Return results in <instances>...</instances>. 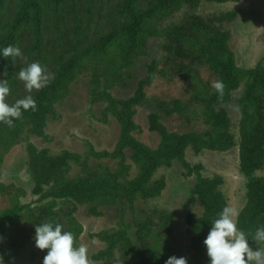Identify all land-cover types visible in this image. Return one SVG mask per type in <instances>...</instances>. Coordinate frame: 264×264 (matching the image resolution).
Masks as SVG:
<instances>
[{
	"label": "trees",
	"instance_id": "1",
	"mask_svg": "<svg viewBox=\"0 0 264 264\" xmlns=\"http://www.w3.org/2000/svg\"><path fill=\"white\" fill-rule=\"evenodd\" d=\"M241 1L0 0V264H250L264 255V57L239 67L226 28L237 13L212 6ZM49 64L53 74L26 94V71L33 78ZM86 102L95 119L86 128L107 135L112 151L57 152L52 142L76 137ZM50 117L74 131L47 133ZM15 147L26 189L1 179ZM233 149V195L244 204L228 241L233 177L213 164L227 165ZM176 164L185 190L167 196ZM183 196L193 203L181 212ZM25 223L30 235L9 241Z\"/></svg>",
	"mask_w": 264,
	"mask_h": 264
},
{
	"label": "rangeland",
	"instance_id": "2",
	"mask_svg": "<svg viewBox=\"0 0 264 264\" xmlns=\"http://www.w3.org/2000/svg\"><path fill=\"white\" fill-rule=\"evenodd\" d=\"M217 7V9L220 8V11H233L237 13V19L234 20L231 24H227L226 26L227 29H231L227 33L229 34V48L230 51L233 53L235 56L237 63L239 64V67L245 68V69H251L256 66V64L260 61L262 57H264V0H242L239 3H228L226 5H212ZM221 6L223 8H221ZM27 41H23L20 43V46L18 47L19 53H23V48L27 45ZM162 41L160 40H152L151 44V49H149V53L153 55V57H156L159 51V48L161 47ZM22 64L24 62L21 61ZM54 68L53 64H49L47 71L45 72H39V74L35 77L32 78V76L29 73V71L32 69H29L26 71V79L28 80L27 82L24 83V91L26 94L30 95L32 91H37L40 88V85H42V80L51 76L53 74L52 69ZM83 84V83H81ZM81 87L78 86L77 89H74V93L76 94L73 98V105H77L78 101V95L80 91H78ZM88 97V95H86ZM3 100L1 101L2 104H0V115L2 114V111H5L7 109L5 100H7L5 97L2 98ZM59 107V104L56 105L55 111ZM11 108V107H10ZM90 108L89 102L84 103V110H81V113L78 115V119L74 120L75 125H78L76 127V132L78 133L74 139H68L65 138L62 141H53L52 145L57 144V152H59L62 148H68V149H75V151H82L86 150L89 148L88 152L90 151V148L93 147L94 150L100 152L101 150H108L112 151L110 149V145L113 142L108 141V136L105 135L104 139L102 140L100 136L89 133L90 130L87 129L88 122H91L95 119H93V116L91 113L88 112ZM60 110V112H59ZM57 111V115L59 114L61 117L64 118V115L67 113L68 109L60 108ZM54 111V112H55ZM95 115V114H94ZM69 117H76L70 115ZM73 123V124H74ZM48 127L53 128V121L52 118L50 117L49 119V125ZM87 127V128H86ZM52 130L56 132L54 135L57 136L59 139L60 137H64V134L62 133L61 130H69L70 134L74 131L73 128H62V123L59 122L57 125L54 126L53 129H48L47 133H51ZM78 139V141H77ZM90 143L92 146H90ZM18 150L19 152H17ZM24 149L15 147L11 150L10 154L6 155L4 157V163H3V168H7L4 175L1 176V179H4L3 182L11 183L12 179L15 177H18L19 184L17 183V189H26L28 188V184H31V175L29 172H27V167L25 168L24 166L20 169H18V165H22V157H24ZM21 151V152H20ZM230 156V162L226 165V162H219L218 159H216V162L218 163L213 164L215 165L219 171L222 173H225V169H227L230 172V164L234 163L237 161V150L233 149L232 151L229 152ZM213 165L211 167H213ZM179 167L178 164L175 165L174 169L171 170L168 174V179L170 180V186L169 190L167 193V196H170L173 193H178L180 194L183 190H185V187H182V190L179 188L181 186L180 180H178L179 173H177ZM11 171V172H10ZM23 173V178L20 179L21 175ZM233 178H227V195L228 197L232 200L231 203L234 204L231 207L232 212H231V217L228 220V227L226 226L223 229V232L225 234L226 240H230L233 238L234 233H235V221H236V216L240 212L241 208L243 207V202L240 199V196L234 197L233 192L235 191L237 187V181L232 180ZM6 183V184H7ZM171 193V194H170ZM11 198V197H10ZM31 198V197H30ZM184 200L181 203V205H178L180 208V211H188L190 210L189 204H192L193 202L187 198V196H183ZM14 199V198H13ZM25 203L30 201L29 196H27L26 199L23 200ZM166 201V200H165ZM177 201V200H176ZM178 202V201H177ZM173 203H176L173 201ZM194 208H196L195 205H193ZM176 208V207H175ZM197 211V209H195ZM200 214V211H198ZM22 228L19 229L17 227L14 229L9 237L7 238L9 241H21L26 238V236L30 235L28 231V225L25 223L24 225L22 224ZM24 252L27 254L30 252V250H33L31 248V243L30 240L26 241L24 243ZM31 248V249H30ZM23 252V250H22ZM18 255H20L21 250L16 251ZM264 258V255L262 256ZM18 261L19 260L18 258ZM36 262L38 260H35ZM21 264H25V262H22ZM252 264V262H250Z\"/></svg>",
	"mask_w": 264,
	"mask_h": 264
},
{
	"label": "clouds",
	"instance_id": "3",
	"mask_svg": "<svg viewBox=\"0 0 264 264\" xmlns=\"http://www.w3.org/2000/svg\"><path fill=\"white\" fill-rule=\"evenodd\" d=\"M117 93H118V91H116ZM95 114V116H96V113H94ZM96 118H98V117H96ZM228 162H230V159H229V161ZM235 166V165H234ZM230 167V166H229ZM237 170H235V169H232V167L230 168V172L229 171H227V174H229V175H231L232 177H233V179H236L237 178V176H238V174H237V172H236ZM236 172V173H235ZM234 173V174H233ZM23 174V173H22ZM21 178V177H20ZM24 179V178H23ZM189 188V187H188ZM234 208V207H233ZM233 210V209H232Z\"/></svg>",
	"mask_w": 264,
	"mask_h": 264
},
{
	"label": "flooded vegetation",
	"instance_id": "4",
	"mask_svg": "<svg viewBox=\"0 0 264 264\" xmlns=\"http://www.w3.org/2000/svg\"><path fill=\"white\" fill-rule=\"evenodd\" d=\"M252 264H264V258L261 257L259 259H255L254 260V263H252Z\"/></svg>",
	"mask_w": 264,
	"mask_h": 264
},
{
	"label": "water",
	"instance_id": "5",
	"mask_svg": "<svg viewBox=\"0 0 264 264\" xmlns=\"http://www.w3.org/2000/svg\"><path fill=\"white\" fill-rule=\"evenodd\" d=\"M21 180L23 179V174L21 175V178H20Z\"/></svg>",
	"mask_w": 264,
	"mask_h": 264
}]
</instances>
